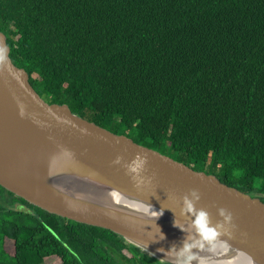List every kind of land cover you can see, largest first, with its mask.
<instances>
[{"label":"trees","instance_id":"obj_1","mask_svg":"<svg viewBox=\"0 0 264 264\" xmlns=\"http://www.w3.org/2000/svg\"><path fill=\"white\" fill-rule=\"evenodd\" d=\"M0 31L48 103L264 202V0H0ZM47 261L169 264L0 185V264Z\"/></svg>","mask_w":264,"mask_h":264},{"label":"water","instance_id":"obj_2","mask_svg":"<svg viewBox=\"0 0 264 264\" xmlns=\"http://www.w3.org/2000/svg\"><path fill=\"white\" fill-rule=\"evenodd\" d=\"M0 185L169 264L241 256L264 264L263 201L48 103L11 61L1 31Z\"/></svg>","mask_w":264,"mask_h":264},{"label":"bare ground","instance_id":"obj_3","mask_svg":"<svg viewBox=\"0 0 264 264\" xmlns=\"http://www.w3.org/2000/svg\"><path fill=\"white\" fill-rule=\"evenodd\" d=\"M200 264H248V261L243 257H238L237 259L224 260V261H209Z\"/></svg>","mask_w":264,"mask_h":264},{"label":"rangeland","instance_id":"obj_4","mask_svg":"<svg viewBox=\"0 0 264 264\" xmlns=\"http://www.w3.org/2000/svg\"><path fill=\"white\" fill-rule=\"evenodd\" d=\"M128 134L130 135V136H133V133L132 132H130V131H128ZM16 205V204H15ZM47 263L49 264V262L47 261Z\"/></svg>","mask_w":264,"mask_h":264},{"label":"clouds","instance_id":"obj_5","mask_svg":"<svg viewBox=\"0 0 264 264\" xmlns=\"http://www.w3.org/2000/svg\"><path fill=\"white\" fill-rule=\"evenodd\" d=\"M201 215H202V216H204V215H206V214H205V213H203V212H201Z\"/></svg>","mask_w":264,"mask_h":264}]
</instances>
